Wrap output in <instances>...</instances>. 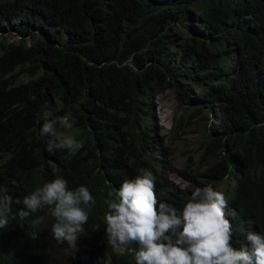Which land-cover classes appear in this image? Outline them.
Wrapping results in <instances>:
<instances>
[{
    "label": "trees",
    "instance_id": "1",
    "mask_svg": "<svg viewBox=\"0 0 264 264\" xmlns=\"http://www.w3.org/2000/svg\"><path fill=\"white\" fill-rule=\"evenodd\" d=\"M10 22L17 39L1 28ZM169 88L211 119L213 161L180 171L187 188L168 183L147 123ZM57 116L78 152L47 151L40 128ZM140 169L177 210L196 187L222 192L234 249L264 234V0H0V186L14 201L57 174L87 186L95 204L83 228L97 240L74 252L52 237L50 208L22 218L13 203L0 264H136L101 241L108 192Z\"/></svg>",
    "mask_w": 264,
    "mask_h": 264
},
{
    "label": "clouds",
    "instance_id": "2",
    "mask_svg": "<svg viewBox=\"0 0 264 264\" xmlns=\"http://www.w3.org/2000/svg\"><path fill=\"white\" fill-rule=\"evenodd\" d=\"M57 125L71 127L66 117L57 116L43 122L40 128V135L49 137L47 151L78 152L82 144L73 136L58 132ZM59 171L54 169L55 173ZM108 197L104 215L107 243L122 253L133 254L136 264H264V234L249 231L246 239L250 247L233 248V229L224 212L228 201L211 185L196 187L182 209L177 210L158 199L153 173L140 169L135 178L124 180L115 193L109 191ZM13 203L24 205L19 211L22 218L50 208L54 218L52 237L58 243H67L75 252L95 201L87 186L70 189L68 181L59 174L22 201H14L0 186V229H7L15 219ZM41 222L43 218L35 223Z\"/></svg>",
    "mask_w": 264,
    "mask_h": 264
},
{
    "label": "rangeland",
    "instance_id": "3",
    "mask_svg": "<svg viewBox=\"0 0 264 264\" xmlns=\"http://www.w3.org/2000/svg\"><path fill=\"white\" fill-rule=\"evenodd\" d=\"M15 22H10L1 28L8 30V38H19L13 29ZM205 112L198 111L195 106L183 105L176 96L174 88H169L153 97L149 113L148 125L151 126L161 148L164 171L168 183L181 188L188 187V181L180 174H199L212 161L214 144L210 141L208 128L211 119H206ZM66 135L67 128H57ZM214 137V136H212ZM102 243H107L104 236ZM94 235L85 231L76 241L77 251L81 253L91 243L96 242ZM100 242V241H99ZM118 252L119 249H116Z\"/></svg>",
    "mask_w": 264,
    "mask_h": 264
}]
</instances>
